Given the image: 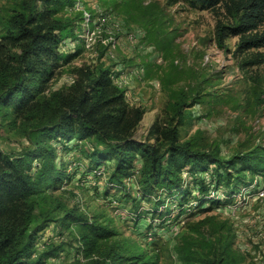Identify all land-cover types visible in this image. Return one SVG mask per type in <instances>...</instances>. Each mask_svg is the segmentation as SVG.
<instances>
[{
    "label": "rangeland",
    "instance_id": "rangeland-1",
    "mask_svg": "<svg viewBox=\"0 0 264 264\" xmlns=\"http://www.w3.org/2000/svg\"><path fill=\"white\" fill-rule=\"evenodd\" d=\"M18 1L0 0V17ZM65 12L74 35L60 54L70 61L60 69L52 90L72 85L79 68L104 66L115 85L122 84L129 104L145 111L137 140H145L155 123H173L180 143L222 160L264 148V46L242 48L244 36L219 43L218 24L229 27L233 22L223 5L199 11L187 0H78ZM84 13L90 16L89 25ZM263 33L261 26L246 37ZM179 100L185 103L186 117L177 125L171 105ZM23 131L19 123L13 126L0 118V149L11 155L21 152L29 144ZM58 155L72 179L54 196L68 210H79L114 232L100 242L104 253L114 248L129 256L136 248L150 264H200L213 249L231 243L230 253L240 264H264V176L246 173L230 189L213 184L205 193L191 184L208 182V175L185 170L184 186L190 189L184 204L177 206L179 195L168 200L177 213L162 226L148 201L138 197L134 203L135 178L127 182L129 193H106L107 174L85 179L87 159L73 149ZM198 197L202 205L194 202ZM78 235V228L52 223L40 234L36 255L54 245L59 251L44 264H86Z\"/></svg>",
    "mask_w": 264,
    "mask_h": 264
},
{
    "label": "trees",
    "instance_id": "trees-1",
    "mask_svg": "<svg viewBox=\"0 0 264 264\" xmlns=\"http://www.w3.org/2000/svg\"><path fill=\"white\" fill-rule=\"evenodd\" d=\"M77 1L19 0L0 17V118L24 127L29 143L15 155L0 149V264H44L59 250L50 245L35 258L40 234L58 221L67 230L79 229L76 239L86 264H150V258L136 248L129 256L114 248L104 253L100 242L114 232L79 210H68L54 196L72 179L67 164L58 161L60 151L73 149L89 161L82 172L85 179H103L107 174L106 193H129L127 182L135 178L134 203L138 197L148 201L162 226L177 213L167 201L179 195L177 206L184 204L190 189L184 186L185 170L193 176L208 175V182L201 179L191 184L205 193L213 184L230 189L242 183L246 173L264 176V148L222 160L180 143L173 123H155L145 140H137L135 132L145 111L129 104L104 66L79 68L72 85L52 90L60 69L70 61L60 51L74 35L65 10L74 8ZM187 2L199 11L226 8L233 22L229 27L218 24L219 43L229 36H244L242 48L264 46V33L246 37L264 26V0ZM184 107L183 100L171 105L177 125L186 117ZM81 167L78 162L77 169ZM194 202L202 205L203 199ZM149 235L153 233L147 232V239ZM231 246L219 245L200 264H240L231 255Z\"/></svg>",
    "mask_w": 264,
    "mask_h": 264
},
{
    "label": "built area",
    "instance_id": "built-area-1",
    "mask_svg": "<svg viewBox=\"0 0 264 264\" xmlns=\"http://www.w3.org/2000/svg\"><path fill=\"white\" fill-rule=\"evenodd\" d=\"M83 18H84V21L87 23V25H89V23H90V16L88 15V14H86V13H84L83 14ZM113 80V79H112ZM113 82H114V80H113ZM125 82V81H124ZM123 82V83H124ZM116 82H114V84H115ZM117 85H118V87L120 88V87H122V84H118L117 83ZM151 238H149V240H150ZM44 245V244H43ZM38 256L36 255V258H37Z\"/></svg>",
    "mask_w": 264,
    "mask_h": 264
}]
</instances>
